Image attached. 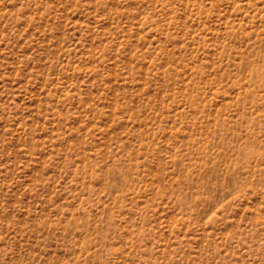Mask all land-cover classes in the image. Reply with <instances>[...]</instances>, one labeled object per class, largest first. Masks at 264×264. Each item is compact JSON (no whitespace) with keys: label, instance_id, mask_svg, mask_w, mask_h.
Returning a JSON list of instances; mask_svg holds the SVG:
<instances>
[{"label":"rangeland","instance_id":"rangeland-1","mask_svg":"<svg viewBox=\"0 0 264 264\" xmlns=\"http://www.w3.org/2000/svg\"><path fill=\"white\" fill-rule=\"evenodd\" d=\"M0 264H264V0H0Z\"/></svg>","mask_w":264,"mask_h":264}]
</instances>
